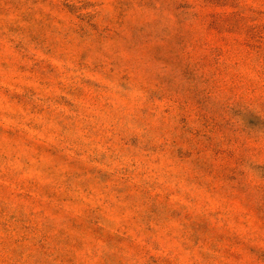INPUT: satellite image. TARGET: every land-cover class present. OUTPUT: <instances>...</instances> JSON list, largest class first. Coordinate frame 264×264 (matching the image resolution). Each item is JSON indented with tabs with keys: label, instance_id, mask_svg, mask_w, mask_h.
<instances>
[{
	"label": "rangeland",
	"instance_id": "374dc122",
	"mask_svg": "<svg viewBox=\"0 0 264 264\" xmlns=\"http://www.w3.org/2000/svg\"><path fill=\"white\" fill-rule=\"evenodd\" d=\"M0 264H264V0H0Z\"/></svg>",
	"mask_w": 264,
	"mask_h": 264
}]
</instances>
